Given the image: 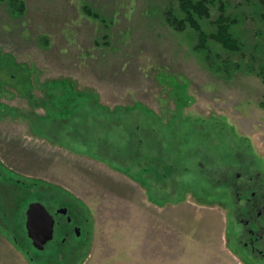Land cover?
Instances as JSON below:
<instances>
[{
  "label": "rangeland",
  "instance_id": "374dc122",
  "mask_svg": "<svg viewBox=\"0 0 264 264\" xmlns=\"http://www.w3.org/2000/svg\"><path fill=\"white\" fill-rule=\"evenodd\" d=\"M221 1L240 50L199 48L193 28L171 26L177 0H20L21 11L0 0V264L241 263L228 240L233 191L214 169L239 153L264 169V0H217L207 32ZM74 94L102 107L67 118L60 99ZM125 117L148 133L141 158L148 131L161 134V167L95 138ZM165 141L217 162L179 165ZM35 200L67 205L81 236L36 248L24 225Z\"/></svg>",
  "mask_w": 264,
  "mask_h": 264
},
{
  "label": "trees",
  "instance_id": "16d2710c",
  "mask_svg": "<svg viewBox=\"0 0 264 264\" xmlns=\"http://www.w3.org/2000/svg\"><path fill=\"white\" fill-rule=\"evenodd\" d=\"M177 1L179 3V9H180L182 15L177 14V12L174 10V8H168L165 11L166 15H167V21L169 22V24H171V26H173L174 28H176L180 31L186 30L188 28V26L193 28L198 33L199 43L197 46H199V48H207L209 40H215V41L221 43L223 45V47H225L226 49L233 50V51H237V50L241 49L240 41H239L238 37L236 36L234 29H233V25L235 24V19H232L227 14V6L224 4L223 1H221L222 3H220V7H219L220 13L215 20L216 30L213 32L205 31L203 29V26H202V21H204L206 19H210L211 7L213 6V4H215L217 2V0H177ZM19 2H20V0H11V4L15 8L17 7V10L21 11L24 9V7H23V4L18 5ZM84 10L89 15L101 18L105 22V24L110 23V21L108 22V17H103L102 14H100V12L94 10L90 5H85ZM112 21L113 20L111 19V22ZM103 36H104V40H106L104 43L107 44V46H109V44H111L110 34L108 32H106ZM74 95L76 97L75 96L68 97V95H67L65 98L62 97L60 99V100H63L60 104L62 106H65V103H66V106L64 108L67 107L66 111H64L63 116L67 115V118H69V116H71V115H80L81 113H79V112L85 110L89 105L96 106L95 100L92 99L91 96L90 97H84L83 95H78V94H74ZM65 99L67 101H65ZM99 105L96 107H99ZM99 111L103 112L101 110H99ZM87 113L89 114V112H87ZM89 115H88V117H89ZM86 117L87 116L85 115L84 118H86ZM131 117L128 119L125 117L122 120L124 122L119 124V126H118V123H116L114 128L113 127H110V129L99 128L98 130H96L95 138H97V140H99L100 144L102 145L101 142L107 140L110 137V143H108L109 146L104 147L105 149H108L109 151H111V149H112L116 153H119V152L123 153V154L125 153L128 156H131L134 149H136L137 150L136 153H138L137 155L139 156V157H137L138 162H139V160H142V162L143 161L146 162L145 163L146 166L149 164L148 166H151L153 168L161 167V164L164 161V156L167 155L166 153H164V152L162 153L161 151H159L160 142H158V140H159L158 137H161V134L158 135L159 133L156 131H153V132L151 130L148 131L149 136H151L149 141H148V146H147L148 152L145 154L146 156L144 158H141L142 157V155H141L142 147L143 148L145 147L146 141H147V140H145L146 137L143 135H147L148 133L147 134L144 133L145 128H143L142 125L138 124L137 127L134 126L137 123L139 118L133 117L131 119ZM120 122H121V120H120ZM104 127H106V126H104ZM135 135H136V137H135ZM181 143L183 145H186L182 141H181ZM164 144L168 146L169 150L171 149L170 153L168 154V156L171 157L170 160L171 159H175V161L177 160L176 163H178L179 165H183V164H181L183 162L186 164L192 165V163L193 162L195 163V161H196V163L198 164L197 167L199 169H203L201 167V165L205 164L207 166V164H209V163H212V162L216 163L217 162V160L215 158H213L212 155L208 156L207 154L203 153L201 148L198 147L199 146L198 144H197V146L193 147L191 150L188 149V148H190V146L185 147L184 149H186L187 152H185L184 150L182 151V149L178 147L180 144L179 142L167 143L165 141ZM117 151H119V152H117ZM103 152L104 151H102V153ZM151 153H153V154H151ZM192 153L194 155H192ZM174 154L176 155V157H172V155H174ZM229 156L230 155H228V157ZM228 159H230V158H228ZM238 163H239L238 159H237V161L235 160L233 162H230L228 160H221V161L217 162L218 166L215 167L214 170L217 169V171H218V169H222L223 175H227L229 172L234 171L235 167L238 166ZM147 168H145V169L148 171L149 168L148 169ZM187 169L189 170L191 168L188 166ZM204 169H205V167H204ZM162 176H163V174H162ZM7 177H10V176H7ZM180 187H185V185H181ZM19 219H21V221H22V218H19ZM24 225H25V223H24ZM25 228H26V226H25Z\"/></svg>",
  "mask_w": 264,
  "mask_h": 264
},
{
  "label": "flooded vegetation",
  "instance_id": "af4514ba",
  "mask_svg": "<svg viewBox=\"0 0 264 264\" xmlns=\"http://www.w3.org/2000/svg\"><path fill=\"white\" fill-rule=\"evenodd\" d=\"M239 155L241 158L234 171L222 176V180L226 181L224 184L228 188L231 186L233 191V221L229 226L233 233H229L230 238L227 239L240 264H264V169L253 160L246 161L243 153ZM30 202L25 208V216ZM46 207L55 218L54 235L49 242L59 244V237L64 242L73 234L81 236V226L74 222L75 217L67 205L55 203V208L50 207V204ZM63 208H67L66 213L60 211ZM78 252H81L80 248H76L74 254Z\"/></svg>",
  "mask_w": 264,
  "mask_h": 264
},
{
  "label": "water",
  "instance_id": "95a60500",
  "mask_svg": "<svg viewBox=\"0 0 264 264\" xmlns=\"http://www.w3.org/2000/svg\"><path fill=\"white\" fill-rule=\"evenodd\" d=\"M60 211L66 213L67 208H63ZM54 224L55 218L53 214L42 201L35 200L30 202L26 210L25 225L27 233L36 248L42 250L45 248V245L52 240L54 235Z\"/></svg>",
  "mask_w": 264,
  "mask_h": 264
}]
</instances>
